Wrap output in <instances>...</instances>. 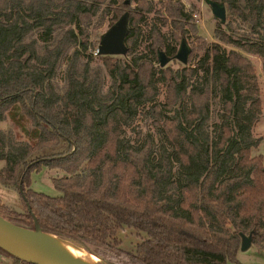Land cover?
<instances>
[{
	"label": "trees",
	"instance_id": "1",
	"mask_svg": "<svg viewBox=\"0 0 264 264\" xmlns=\"http://www.w3.org/2000/svg\"><path fill=\"white\" fill-rule=\"evenodd\" d=\"M158 1L159 24L148 34L152 58L115 61L95 54L114 86L104 95L89 74L86 26L102 4L111 24L127 13L129 56L153 0H11L0 7V121L7 117L24 138L13 143L0 133V185L16 188L23 207L0 203V214L29 229L35 219L42 232L92 246L99 257L101 249L112 250L121 264H226L236 258L241 233L264 250V165L261 155H251L260 142L252 134L261 112L256 74L240 52L205 45L199 36L201 56L194 65L192 45L189 65L179 72L154 67L159 51L172 57L196 30L180 0ZM223 2L248 31L233 38L217 29L218 40L258 55L264 72V0H244V8L239 0ZM167 23L169 35L159 26ZM63 26L68 28L55 48L42 56L24 41L35 30L48 38ZM73 45L67 85L58 93L51 78ZM156 81L164 99L148 105L158 94ZM216 88L222 109L210 129ZM138 113L151 118L161 135L157 149L150 135L138 142L122 137ZM43 167L62 172L51 178L59 195L30 187V174ZM124 229L139 236L131 249L120 246ZM0 256L10 264H35L2 246Z\"/></svg>",
	"mask_w": 264,
	"mask_h": 264
},
{
	"label": "rangeland",
	"instance_id": "2",
	"mask_svg": "<svg viewBox=\"0 0 264 264\" xmlns=\"http://www.w3.org/2000/svg\"><path fill=\"white\" fill-rule=\"evenodd\" d=\"M11 0H0V7H4L10 3ZM27 1V0H24ZM64 0H54L55 3L60 4ZM108 1V0H107ZM186 12L191 15L193 22L195 24L196 30L192 32L190 30V34L186 37V43L188 44L189 48L192 45L195 47L196 52L194 54V58L192 59V64L199 60L201 56L200 48L197 47V36L199 39L204 41V44H212V43H219L223 49L228 51L229 49H234L244 55L252 64L255 74L256 80L259 87V97H260V106L261 112L258 116L257 121L254 123L252 127V134L255 138L260 139L259 145L256 148L251 149V155L262 156V162L264 165V72L262 67V59L256 55L249 52H246L240 48L234 47L231 44H227L218 40L216 36V30L221 29L226 34L231 35L233 38H239L240 36L244 35V30L248 31V26L241 22H238L237 19H234L230 14V12L226 9V20L224 22L220 21L217 17H215L211 11V8L208 4V0H180ZM219 2H223V0H216ZM226 6V3H224ZM105 4H102L99 11L96 15L92 18L89 24L86 26V31L89 33V44L87 46V50L84 53H92L93 59L90 62L89 66V74L91 77H96L97 85L99 84V88L103 95L107 92H111L114 89L112 84V78L105 70L102 62L98 59H95L96 50L93 49V45L97 44L95 42L96 34L104 33L112 24L110 22L111 13L105 14L104 12ZM239 6L244 8V0H239ZM161 4L158 0H153V7L151 12L146 14L144 22L140 25V34L138 36L136 42V49L134 50L133 54L129 56L126 55H112L115 58V61L123 59H130L132 57H148L152 58V55L149 51V29L153 23H157L159 18H157L161 13ZM161 19V18H160ZM168 22V21H167ZM159 24V22H158ZM160 30L165 34L169 35L170 25L161 24ZM68 28V26H63L57 28L53 34L48 37L44 38L41 34L40 30H35L31 34H29L25 38L26 43H31L35 47V52L37 55L42 56L47 50H53L57 45L59 39H61L64 31ZM247 29V30H246ZM180 43L177 45V49L179 48ZM76 48L75 45L71 46L68 50L65 51L64 55L61 59H59L55 73L51 78V83L53 84L54 88L58 93H63L66 88V72L70 61V56L74 49ZM193 48V47H192ZM80 49V48H79ZM194 49V48H193ZM29 52L24 54V57H28ZM190 58V57H189ZM84 58L80 60L78 63V69L81 71L83 68ZM154 67L157 68H165L169 66L172 68L174 72H179L180 69L184 66H188L189 63L187 61L186 64L181 63L177 59H170L165 66L160 67L158 60L152 61ZM192 65V66H193ZM159 74V69L157 70ZM157 74V76H158ZM156 85L158 87V94L157 96L147 104H152L155 101H163L164 99V86L162 82H157ZM211 119L209 125L214 127L219 122V113L222 109L221 97L220 92L216 88L213 91L211 102ZM0 133L5 134L8 136L12 141L11 142H21L24 141V138L21 137L20 133L13 125V123L6 117L4 120L0 121ZM148 135L153 137L155 149L162 144V137L158 134L157 129L152 123V119L145 117L141 113H138L133 120L124 127L122 132V137L129 140L130 142L135 141H142ZM4 166V161L0 160V169ZM62 172L48 169L43 167L40 171L36 172L33 171L30 174L31 184L30 187L38 192H42L44 194L50 196H57L59 192L54 188L51 178L52 177H60ZM0 203L5 205L11 206L18 211H23V207L19 203L18 199V192L14 187H5L0 185ZM118 238L121 241L120 246L125 249H131L135 245V243L139 240V236H137L136 232L131 229H124L118 232ZM75 244L80 245L75 242ZM82 246V245H80ZM85 251L89 254L96 256L102 264L110 263V264H121V259L117 257L114 251L112 250H104L101 249L100 253L102 257H99L90 250H94L92 246H82ZM89 249V251L87 250ZM0 264H10V259L7 257L0 256ZM226 264H264V250L261 249L256 244H251L246 250H240L236 254V258L234 261H227Z\"/></svg>",
	"mask_w": 264,
	"mask_h": 264
},
{
	"label": "water",
	"instance_id": "3",
	"mask_svg": "<svg viewBox=\"0 0 264 264\" xmlns=\"http://www.w3.org/2000/svg\"><path fill=\"white\" fill-rule=\"evenodd\" d=\"M207 2L211 8L213 15L217 17L220 21L224 22L226 20L225 4L216 0H208ZM127 32V13H123L117 21H115L104 33H102L95 54L126 55L127 46L125 44V37ZM189 53L190 48L188 44L186 43V41L182 40L180 42L179 48L172 57L167 56L163 51H159L157 54V60L159 62L160 67L165 66V64L172 58L177 59L183 64H186L188 61ZM27 231H31L34 233L52 234L42 232L39 229L38 223L35 219L34 229H29L19 224H16L15 222L7 219L2 214H0V234L4 236L5 240L9 244H11L24 254V257L22 258H25L35 264H77L72 261H64L58 258L57 256L53 255L50 251H48L41 245L34 243L27 237ZM55 236L60 237L58 235ZM240 237L241 242L239 249L246 250L252 244V236L251 234L246 235L241 233ZM0 246L5 248L1 241Z\"/></svg>",
	"mask_w": 264,
	"mask_h": 264
},
{
	"label": "bare ground",
	"instance_id": "4",
	"mask_svg": "<svg viewBox=\"0 0 264 264\" xmlns=\"http://www.w3.org/2000/svg\"><path fill=\"white\" fill-rule=\"evenodd\" d=\"M26 235L34 243L41 245L64 261H72L77 264H102L96 256L89 254L82 246L75 244L71 240L52 234L34 233L31 231H27ZM0 241L10 252L19 257H24V254L9 244L2 234H0Z\"/></svg>",
	"mask_w": 264,
	"mask_h": 264
}]
</instances>
